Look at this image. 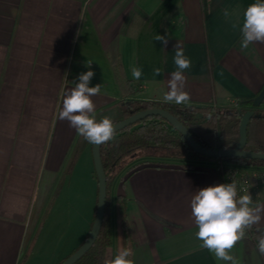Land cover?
<instances>
[{
    "label": "crops",
    "instance_id": "0c3cea01",
    "mask_svg": "<svg viewBox=\"0 0 264 264\" xmlns=\"http://www.w3.org/2000/svg\"><path fill=\"white\" fill-rule=\"evenodd\" d=\"M254 2L0 0V264L21 261L75 141L77 132L58 115L79 75L94 72L89 86L102 85L92 98L95 115L113 120L121 98L163 101L180 42L192 61L184 72L187 104L236 106L264 86V44L240 48L243 13ZM157 34L167 36L166 47L154 40ZM132 66L142 69L139 80ZM156 67L160 76L153 75ZM87 156L84 149L80 158ZM136 163L111 189L112 199L126 197L134 264H220L200 247L190 208L197 190L221 183L217 162L184 168L142 157ZM252 196L264 204V182ZM250 232L233 253L240 264H264L259 233Z\"/></svg>",
    "mask_w": 264,
    "mask_h": 264
},
{
    "label": "trees",
    "instance_id": "16d2710c",
    "mask_svg": "<svg viewBox=\"0 0 264 264\" xmlns=\"http://www.w3.org/2000/svg\"><path fill=\"white\" fill-rule=\"evenodd\" d=\"M118 79L124 86L129 83L120 72H118ZM253 97L240 98L237 105L232 107L177 105L174 102L165 103L124 97L115 103L117 116L112 121L115 123L148 108H161L182 123L199 145L208 149L234 148L239 139L241 116L245 111L253 110L254 115L251 116L246 127L244 149L264 152V101L258 107H254ZM95 117L99 121L97 115ZM91 145L77 134L59 179L42 212L36 231L18 264L26 262L33 239L54 210L63 217L62 229L61 234L59 232L60 239L52 246L54 250V254L51 255L52 261L47 264L62 262L88 236L95 216L98 191ZM84 149H87L88 156L83 160L80 155ZM99 155L106 180L103 219L95 241L73 264H104L106 260L114 259L120 250L125 248L132 250L133 245L126 218V197L119 193L112 199L111 189L121 171L125 169L128 172L136 167L139 163L134 162L138 159L150 157L180 161L184 168H191L194 163L199 162H228L264 167V160L238 157L217 158L198 154L170 123L156 115L143 117L118 130L114 140L100 145ZM145 162L147 161L142 163ZM120 180H123V176ZM59 204L62 206L58 208ZM250 234L251 232L248 233ZM65 240L71 242L64 250L65 253L61 254L59 253L61 244Z\"/></svg>",
    "mask_w": 264,
    "mask_h": 264
},
{
    "label": "clouds",
    "instance_id": "9594fccd",
    "mask_svg": "<svg viewBox=\"0 0 264 264\" xmlns=\"http://www.w3.org/2000/svg\"><path fill=\"white\" fill-rule=\"evenodd\" d=\"M230 14L224 10V16ZM244 19L240 27V48L248 49L252 44H264V0H255L243 13ZM235 29L237 24H233ZM154 40L162 41L166 47L167 36L156 35ZM175 47L173 71L168 80V91L163 95L165 103L185 105L189 103L190 93L185 90L186 76L184 72L192 66V61L184 53L180 42ZM92 62L86 66L90 68ZM162 69H153L154 76H160ZM131 74L134 80H139L143 75L140 67L132 66ZM94 72L88 70L81 73L75 87L65 92L62 108L58 118L67 120L69 126L90 144L102 145L115 139L116 128L112 119L104 116L97 121L95 117V103L93 97L101 94L102 85L90 87ZM191 216L197 231L195 237L201 242L200 247L209 250L220 264H240L234 255L233 249L238 243L248 238V233L255 227L259 235L256 237V250L264 257V204L254 202L249 191L239 195L237 184L220 183L201 188L195 192L190 201ZM133 255L131 249H122L114 259L105 261L104 264H134L129 259Z\"/></svg>",
    "mask_w": 264,
    "mask_h": 264
},
{
    "label": "water",
    "instance_id": "95a60500",
    "mask_svg": "<svg viewBox=\"0 0 264 264\" xmlns=\"http://www.w3.org/2000/svg\"><path fill=\"white\" fill-rule=\"evenodd\" d=\"M262 101H264V86L260 91L253 97L252 105L258 107ZM156 115L162 117L168 123H170L186 140L187 144L198 154L207 157H217V158H226V157H238V158H249L255 160H264V152H256L244 149L246 144V127L251 116L254 115L253 110L245 111L240 119L239 123V139L234 148H219V149H208L199 145L193 137L190 135L186 127L180 123L172 114L167 110L161 108H148L136 112L120 121L114 123L116 132L143 117ZM100 145H91V155L93 160V166L95 174L98 181V191H97V204L95 210V216L90 228L89 234L84 240V242L67 258H65L59 264H73L75 263L93 244L95 241L101 223L103 219L104 206H105V197H106V180L104 170L101 164L100 155H99Z\"/></svg>",
    "mask_w": 264,
    "mask_h": 264
},
{
    "label": "rangeland",
    "instance_id": "374dc122",
    "mask_svg": "<svg viewBox=\"0 0 264 264\" xmlns=\"http://www.w3.org/2000/svg\"><path fill=\"white\" fill-rule=\"evenodd\" d=\"M45 206L46 204L44 205V208ZM61 206L62 204H59L58 208ZM62 219V215L54 210L49 218L45 220L42 228L37 232L36 238L33 239L30 245L26 262H30L29 264H47V262L52 261L51 255L54 254L52 246L60 239L59 232L62 229ZM70 242V240L62 242L61 252L59 253H65L64 250L66 247L68 248Z\"/></svg>",
    "mask_w": 264,
    "mask_h": 264
},
{
    "label": "built area",
    "instance_id": "2783aa9c",
    "mask_svg": "<svg viewBox=\"0 0 264 264\" xmlns=\"http://www.w3.org/2000/svg\"><path fill=\"white\" fill-rule=\"evenodd\" d=\"M216 168L221 183H231L232 180L236 182L239 195L246 194L249 191L252 196L255 184L264 182V167L218 162Z\"/></svg>",
    "mask_w": 264,
    "mask_h": 264
}]
</instances>
